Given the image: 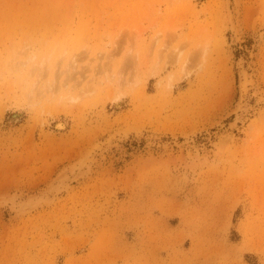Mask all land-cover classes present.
I'll return each mask as SVG.
<instances>
[{
  "label": "rangeland",
  "instance_id": "1",
  "mask_svg": "<svg viewBox=\"0 0 264 264\" xmlns=\"http://www.w3.org/2000/svg\"><path fill=\"white\" fill-rule=\"evenodd\" d=\"M0 264H264V0H0Z\"/></svg>",
  "mask_w": 264,
  "mask_h": 264
},
{
  "label": "bare ground",
  "instance_id": "2",
  "mask_svg": "<svg viewBox=\"0 0 264 264\" xmlns=\"http://www.w3.org/2000/svg\"><path fill=\"white\" fill-rule=\"evenodd\" d=\"M108 54H109V53H108ZM111 55H112V54H111ZM105 56H107V57H105V58H108L109 55L106 54ZM109 57H110V56H109ZM21 64L23 65V64H25V63L22 62ZM32 70H33V69H30V70H29V73H31ZM113 78H114V77L112 76V79H113ZM112 79H111V80H112ZM108 80H110V79H108ZM113 82H114V79H113V81H110V83H112L111 86L114 84ZM122 82H123L122 80H121V81H118L117 84H120V83H122Z\"/></svg>",
  "mask_w": 264,
  "mask_h": 264
}]
</instances>
